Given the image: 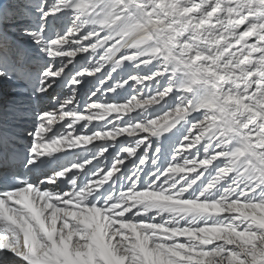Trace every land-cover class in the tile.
Returning <instances> with one entry per match:
<instances>
[{"label":"snow or ice","instance_id":"1","mask_svg":"<svg viewBox=\"0 0 264 264\" xmlns=\"http://www.w3.org/2000/svg\"><path fill=\"white\" fill-rule=\"evenodd\" d=\"M3 78L0 264H264V0H0Z\"/></svg>","mask_w":264,"mask_h":264},{"label":"bare ground","instance_id":"2","mask_svg":"<svg viewBox=\"0 0 264 264\" xmlns=\"http://www.w3.org/2000/svg\"><path fill=\"white\" fill-rule=\"evenodd\" d=\"M9 36L12 37L13 39H17V37L14 36L12 33H9ZM2 83H3V80L0 81V86H1ZM91 83H95V81H91ZM8 87H9V89H10V92L13 91L14 93L17 94V96H20V95H21V93L18 92L17 90H15V89H13L9 83H7V85H5V86L3 87V89L5 90V89L8 88ZM6 90H7V89H6ZM0 91H2V89H1ZM54 92H55V93H54ZM59 92H60V89L57 88V89H55V90L52 92V94L56 95V94H58ZM1 93H2V92H1ZM1 93H0V109H6V110H8V112H10V113L12 114L13 109H14L15 106H17L18 108L21 106V103H18L17 99H16L15 102L13 101V103H11V104L7 101L6 98H5L6 101L3 100V99H1ZM17 96H15V97H17ZM17 103H18V104H17Z\"/></svg>","mask_w":264,"mask_h":264},{"label":"rangeland","instance_id":"3","mask_svg":"<svg viewBox=\"0 0 264 264\" xmlns=\"http://www.w3.org/2000/svg\"><path fill=\"white\" fill-rule=\"evenodd\" d=\"M92 84H94V83H91V81L88 83V84H86V89L87 88H89V87H91L92 86ZM0 88H2V86H0ZM86 89H85V91H86ZM1 90V89H0ZM2 92V93H1ZM0 93H1V99H3V100H5L6 101V99H7V101L11 104V103H13V101L15 102L16 101V97L15 96H17V94L16 93H14L13 91H11L10 92V90L9 91H7L6 89L5 90H2V91H0ZM55 93V92H54ZM11 96H10V95ZM54 95V94H53ZM6 98V99H5Z\"/></svg>","mask_w":264,"mask_h":264}]
</instances>
